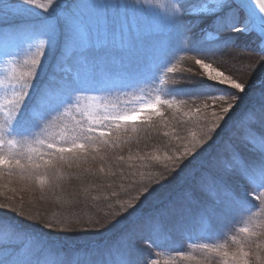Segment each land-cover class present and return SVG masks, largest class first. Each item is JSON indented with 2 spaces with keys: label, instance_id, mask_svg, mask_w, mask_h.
<instances>
[{
  "label": "snow or ice",
  "instance_id": "snow-or-ice-1",
  "mask_svg": "<svg viewBox=\"0 0 264 264\" xmlns=\"http://www.w3.org/2000/svg\"><path fill=\"white\" fill-rule=\"evenodd\" d=\"M109 7L121 5L96 0H0V264H159L152 253L134 258L133 233L116 249L79 241L103 235L134 216L157 188L176 179L192 161L214 152L222 133L228 134V142L201 176L199 187L214 206L232 217L231 224L224 231L204 232L206 242L191 243L200 256L169 248L174 255L165 264H264V220L255 219L264 210V77L256 76L264 68V0L158 2L170 42L154 57L149 74L119 86L107 83L113 72L109 58L145 37L134 22L109 18ZM241 35L254 38L259 56L244 80L214 66L217 52L235 46V37ZM177 51L186 54L180 59L191 60L201 70L184 77L187 87L169 79L176 73ZM130 67L140 72L139 63ZM121 87L142 95L121 102L128 95ZM180 106L188 110L178 118ZM165 109L172 111L177 124H191L198 131L185 128L182 136L173 127L177 145L162 156L138 151L127 160L123 155L111 157L128 186L121 183L119 191L94 197L83 189L84 197L106 203L110 211L103 217L85 223L67 218L42 223L39 216L23 210L22 198L17 205L14 196L5 194L16 193L9 188L13 181L30 191L32 186L41 192L60 188L65 168H80L97 159L102 162L98 169L84 171L115 177L111 166L105 169L109 152L129 143L133 139L129 133L139 132L138 125L167 123ZM134 160L146 171L126 176L120 165L134 168L130 163ZM137 175L139 179H132ZM103 187L97 190L102 192ZM72 202L73 207L79 204L81 194L73 193ZM72 223L76 226L69 227ZM155 228L149 225L150 232ZM148 246L167 247L152 236Z\"/></svg>",
  "mask_w": 264,
  "mask_h": 264
},
{
  "label": "trees",
  "instance_id": "trees-1",
  "mask_svg": "<svg viewBox=\"0 0 264 264\" xmlns=\"http://www.w3.org/2000/svg\"><path fill=\"white\" fill-rule=\"evenodd\" d=\"M14 0H4V3H11ZM70 2V0H69ZM149 28V29H148ZM145 39L141 43L136 41L131 48L125 47L123 50H116L112 57L109 58V63L113 66V72L110 79L107 81L109 85L119 86L121 84L133 83L140 80L143 75L150 73L153 65V60L158 55L161 48L168 46L170 37L167 28L155 29V26H146V29L139 31ZM151 34V35H149ZM136 33H133L135 36ZM236 45L222 49L217 52L214 60V66L221 68L226 73L234 77L244 80L247 79L251 71L248 53L246 47H254V38L249 36L235 37ZM248 54V55H247ZM186 54L177 51L174 63L176 64V73L170 74V80L180 81L178 87H187L188 81L184 79L186 76L199 74L201 70L195 66L191 60L180 59ZM187 55H191L188 53ZM250 56V55H249ZM140 64V72L132 70L130 66ZM191 69V72L188 70ZM261 73L257 71L256 76L264 77V68ZM198 77L194 76L192 82L195 83ZM258 82V81H257ZM140 87L145 85L140 84ZM145 87V92H147ZM120 91L128 94L142 95L138 90L132 88L121 87ZM94 95L99 93H93ZM177 100L187 99V97H177ZM181 107V106H180ZM181 109V108H180ZM178 118L182 117L181 110L176 113ZM167 123L163 120H156L155 126L149 127L146 124L138 125L139 132L129 133L133 139L126 144H122L109 152V159L105 164L106 171L111 166V171L117 172L115 177H107L104 174L96 172L95 174L84 171L87 168L98 169L102 163L99 159L96 161H89L87 164H82L80 168L73 166L71 169H64L65 177L59 182L60 188L49 190L45 189L43 192L38 187L32 186L30 191L22 183L13 181L9 188H15L17 191L13 193L6 191L8 196H14L16 204L23 200V210L32 216H39L41 222L54 221L57 219H70L72 221L80 220L85 223L92 219H98L108 213L110 210L106 207V203L101 201L96 203L90 197L83 196V189L88 188L91 195H103L111 191H119V185L124 183L128 186V180H121L119 172L115 166V162L111 157L123 155L127 160L128 155L135 157L139 151L141 155L152 154L156 152L158 155H163L164 152L169 151L170 147L176 146L177 142L172 139V128L176 127L180 134H186L182 129L192 128L193 131L198 129L192 127L191 124H177L173 119L172 112H165ZM165 132L167 136L163 135ZM139 141V143L137 142ZM228 142V134L222 133L220 138V145L210 155L205 154L203 158H197L192 161L189 167L180 173L176 179H170L169 183L157 188L153 197L143 201L137 209V213L125 220H122L119 225L111 231L103 235L85 236L80 239L79 243L87 244L94 243L97 245L108 246L110 248H122L123 244L127 242V234H132V243L137 250L134 256L140 251V244L148 242L150 236L155 238L160 244L167 245V247H156L161 253L167 256L174 255V250H194L197 256L201 253L198 250L190 247L191 241L187 239L189 235L200 236L195 239L198 242H206L202 238V234L208 230L224 231L231 224L232 217L217 206H212L211 201L200 191L199 182L201 176L205 174L206 170L211 167L212 161L218 153L223 151V147ZM134 168H129L127 163H121L120 167L127 176L132 171H146L139 167V161H132ZM172 165L169 164V168ZM157 169H153L155 171ZM132 179H139V176ZM112 184L111 188L107 185ZM103 185V191H98L97 188ZM251 190V189H250ZM80 193L81 202L72 206V194ZM134 194V193H133ZM124 199L126 197L121 196ZM3 197H0V201ZM74 215L69 216V210ZM261 215L255 219L264 220V210H260ZM153 224L156 228L149 231V225ZM75 223L69 227H75ZM241 225L236 224L234 227ZM140 237H143L142 239ZM193 241V240H192ZM159 256V255H157ZM159 264H165V259L159 257ZM212 264H216L215 261Z\"/></svg>",
  "mask_w": 264,
  "mask_h": 264
},
{
  "label": "rangeland",
  "instance_id": "rangeland-1",
  "mask_svg": "<svg viewBox=\"0 0 264 264\" xmlns=\"http://www.w3.org/2000/svg\"><path fill=\"white\" fill-rule=\"evenodd\" d=\"M97 3L104 4L107 3L109 5L119 4L121 7L118 8H112L109 7L107 9V15L109 18L116 17L119 19H127L129 22H134L137 26L139 31H143L146 29V26L154 25L155 29H161L166 28L160 20L159 10L157 8V3H168L170 0H96ZM127 4L129 7L125 8L123 5ZM135 5L133 8L132 6ZM149 29V28H148ZM133 33H136L134 30ZM242 36V35H241ZM246 52L250 55H248L249 61H251L252 65H255L257 60L259 59V56L256 54L254 47H246ZM263 69V68H262ZM261 69L258 73H261ZM250 73V72H248ZM94 95V94H93ZM100 95V94H96ZM139 95V94H138ZM137 94H128L125 96H122L121 102H124L126 100L133 99ZM83 103V101H82ZM181 112L187 111V107L181 106L180 107ZM165 112H172L170 110H164ZM214 206V205H212ZM203 243L198 241H191V243ZM140 251L134 256L135 257H141V258H147L149 253H152L151 258L158 259L159 257H163L165 260L168 259L170 256H167L164 253H161L155 246H148V242H144L143 244H140ZM193 254L196 255L195 251L192 250ZM157 254L159 256H157ZM197 256V255H196ZM185 264H188V262H185Z\"/></svg>",
  "mask_w": 264,
  "mask_h": 264
}]
</instances>
